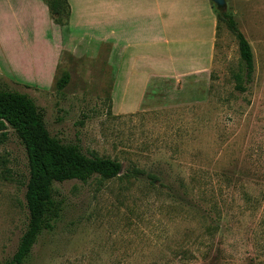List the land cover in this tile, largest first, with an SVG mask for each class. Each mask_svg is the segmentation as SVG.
Returning a JSON list of instances; mask_svg holds the SVG:
<instances>
[{"label": "rangeland", "instance_id": "obj_1", "mask_svg": "<svg viewBox=\"0 0 264 264\" xmlns=\"http://www.w3.org/2000/svg\"><path fill=\"white\" fill-rule=\"evenodd\" d=\"M211 3L249 42L250 79L219 20L208 71L155 78L143 92L115 88L94 26L57 24L41 0H0V87L29 95L52 137L122 165L111 179L54 183L60 216L25 264H264V0ZM26 177L9 128L0 143V264L26 225ZM207 222L217 226L211 263L199 257Z\"/></svg>", "mask_w": 264, "mask_h": 264}, {"label": "crops", "instance_id": "obj_2", "mask_svg": "<svg viewBox=\"0 0 264 264\" xmlns=\"http://www.w3.org/2000/svg\"><path fill=\"white\" fill-rule=\"evenodd\" d=\"M67 1L68 28H96L116 89L144 92L155 78L194 76L213 64L218 21L211 0Z\"/></svg>", "mask_w": 264, "mask_h": 264}, {"label": "trees", "instance_id": "obj_3", "mask_svg": "<svg viewBox=\"0 0 264 264\" xmlns=\"http://www.w3.org/2000/svg\"><path fill=\"white\" fill-rule=\"evenodd\" d=\"M42 1L57 24L68 20L70 7L67 0ZM216 17L217 21H224L235 36L239 56L245 66V77L250 79L253 53L249 42L231 14L224 12L216 14ZM235 79L236 87L242 90L241 76L236 75ZM9 128L20 141L26 155L27 177L23 197L27 220L7 264H25L40 234L52 230L60 216L62 203L55 198L54 183L66 180L86 182L93 177L111 179L118 176L122 165L117 159L87 155L77 143H64L52 137L45 126L42 110L29 95L0 87V143L7 139ZM216 229V225L207 222L201 234L207 244L203 246L199 257L207 263L216 260ZM189 253V248H184L183 255H192Z\"/></svg>", "mask_w": 264, "mask_h": 264}, {"label": "water", "instance_id": "obj_4", "mask_svg": "<svg viewBox=\"0 0 264 264\" xmlns=\"http://www.w3.org/2000/svg\"><path fill=\"white\" fill-rule=\"evenodd\" d=\"M216 1L217 3H223V0H214Z\"/></svg>", "mask_w": 264, "mask_h": 264}]
</instances>
